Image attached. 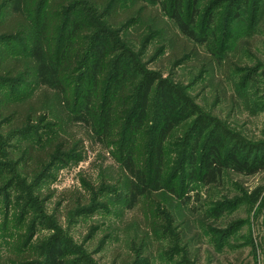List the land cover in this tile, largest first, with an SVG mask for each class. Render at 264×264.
Wrapping results in <instances>:
<instances>
[{"label": "rangeland", "instance_id": "rangeland-1", "mask_svg": "<svg viewBox=\"0 0 264 264\" xmlns=\"http://www.w3.org/2000/svg\"><path fill=\"white\" fill-rule=\"evenodd\" d=\"M238 1L183 0L186 15L197 10L204 28L217 5L215 57L188 44L160 6L139 11L134 0H126L102 31L117 46L115 56L133 55L145 71L137 85L157 80L148 98L150 123L163 83L192 103L193 115L166 143L163 182L177 194L166 188L154 193L150 216L142 203L130 207L126 173L83 124L49 118L25 133L20 122L0 115V264L15 258L46 264L54 244L66 264H264V170L250 176L225 170L207 186L183 155L196 126L205 138L221 132L230 147L255 148L253 155L264 144V2L249 24L260 1L241 0L237 11ZM128 18L134 22L123 23ZM184 54L188 58L178 61ZM36 87L29 93L36 96ZM28 89L0 86L8 100ZM151 133H144L141 146ZM27 147L41 154L39 160L24 157ZM199 165L200 159L196 174Z\"/></svg>", "mask_w": 264, "mask_h": 264}, {"label": "trees", "instance_id": "trees-1", "mask_svg": "<svg viewBox=\"0 0 264 264\" xmlns=\"http://www.w3.org/2000/svg\"><path fill=\"white\" fill-rule=\"evenodd\" d=\"M125 1L0 0V86L29 87L26 93L11 100L0 92V115L20 122L25 133L34 129L36 121L47 122L49 118L60 117L59 121H64L68 117L73 124H83L94 141L112 149V156L126 173L130 207L142 203L146 216H150L152 195L166 188V143L194 112L192 103L179 89L163 83L156 118L150 123L148 98L157 80L148 77L142 88L137 85L139 77L145 74L139 62L133 55L115 56L118 48L113 47L117 46L111 47L110 38L102 36L110 24L109 17L118 13ZM134 1L139 11H144L146 4L160 6L188 44L206 47L217 56L218 32L213 23V9L217 5L210 8L204 28L199 26L197 10L186 15L183 0H173L170 5V0ZM259 1L257 8L253 6L249 24L259 17L264 0ZM241 2L238 1L237 11L244 5ZM131 21L134 19L128 18L123 23ZM227 31L226 28L223 34L228 35ZM190 52L195 53V48ZM187 55L178 61L185 60ZM32 86L41 89L36 96L29 93ZM135 88L136 98L132 94ZM148 129L152 130L150 139L141 146V138ZM220 135L213 132L205 138V130L196 126L186 136L190 147L183 155L202 184H216L225 170L249 176L264 170V144L253 155L255 148L243 144L242 149L237 142L230 147L221 132ZM24 155L28 160H39L41 154L27 147ZM166 189L177 194L172 186ZM10 262L24 264L18 258ZM46 264H66L56 244L50 248Z\"/></svg>", "mask_w": 264, "mask_h": 264}]
</instances>
